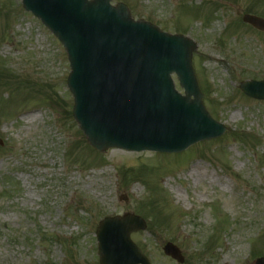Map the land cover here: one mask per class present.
<instances>
[{
	"label": "rangeland",
	"instance_id": "obj_1",
	"mask_svg": "<svg viewBox=\"0 0 264 264\" xmlns=\"http://www.w3.org/2000/svg\"><path fill=\"white\" fill-rule=\"evenodd\" d=\"M117 3L194 43L201 102L226 132L181 154L95 151L71 116L63 47L20 0H0V264H99V222L125 215L147 223L130 238L150 264H175L165 243L184 264H254L264 258V101L238 86L264 80V35L241 22L264 19V0Z\"/></svg>",
	"mask_w": 264,
	"mask_h": 264
},
{
	"label": "water",
	"instance_id": "obj_2",
	"mask_svg": "<svg viewBox=\"0 0 264 264\" xmlns=\"http://www.w3.org/2000/svg\"><path fill=\"white\" fill-rule=\"evenodd\" d=\"M110 1L22 0L24 9L65 48L72 115L88 144L98 152L117 148L163 154L222 136L225 128L200 103L190 62L194 44L133 22L124 5L110 7ZM242 21L264 33V20L246 15ZM171 74L184 96L174 91ZM239 88L264 100V81ZM145 229L144 221L132 215L101 221L96 233L99 264H149L129 240L131 233ZM179 252L170 243L163 247L166 257L183 264Z\"/></svg>",
	"mask_w": 264,
	"mask_h": 264
},
{
	"label": "bare ground",
	"instance_id": "obj_3",
	"mask_svg": "<svg viewBox=\"0 0 264 264\" xmlns=\"http://www.w3.org/2000/svg\"><path fill=\"white\" fill-rule=\"evenodd\" d=\"M35 119L36 118H35L34 115H28V116L25 117L26 123H30V124L33 123L35 121ZM172 193L175 195V198H176L175 200L179 201V199L181 198L179 192L178 191H172ZM205 219H206V217H205Z\"/></svg>",
	"mask_w": 264,
	"mask_h": 264
}]
</instances>
